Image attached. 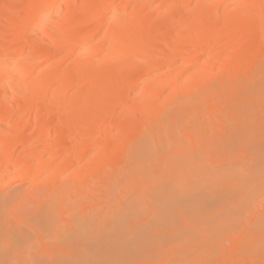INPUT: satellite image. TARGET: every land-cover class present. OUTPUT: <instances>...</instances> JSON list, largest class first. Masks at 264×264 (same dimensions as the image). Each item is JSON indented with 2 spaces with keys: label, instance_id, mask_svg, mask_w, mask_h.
I'll list each match as a JSON object with an SVG mask.
<instances>
[{
  "label": "bare ground",
  "instance_id": "1",
  "mask_svg": "<svg viewBox=\"0 0 264 264\" xmlns=\"http://www.w3.org/2000/svg\"><path fill=\"white\" fill-rule=\"evenodd\" d=\"M9 1L0 16V264H43L40 252L58 247L64 230L84 252L75 243L55 264H145L142 250L177 231L208 245L235 232L254 208L248 185L264 183V0ZM18 9L27 12L12 18ZM139 68L147 80L133 75ZM69 123L67 137L58 126ZM30 124L32 142L22 137ZM15 181L26 189L11 190ZM180 219L194 221L191 233Z\"/></svg>",
  "mask_w": 264,
  "mask_h": 264
},
{
  "label": "rangeland",
  "instance_id": "2",
  "mask_svg": "<svg viewBox=\"0 0 264 264\" xmlns=\"http://www.w3.org/2000/svg\"><path fill=\"white\" fill-rule=\"evenodd\" d=\"M20 1V0H19ZM21 1H24V2H21ZM20 1V3L21 4H26L25 3V1L26 0H21ZM9 0H0V16L2 17V18H4V17H6L8 14H7V9H8V6H9ZM26 10L25 9H18L17 11H16V13L14 14V16H12V18L14 17L15 19L16 18H20L21 16H23V15H25L26 14ZM221 13V12H220ZM221 15V14H220ZM4 25H2V24H0V30H6L7 29V27H4ZM3 28V29H2ZM10 29V28H9ZM9 31V30H8ZM32 35V33L30 32L29 34H28V36H31ZM38 36V35H37ZM40 36V35H39ZM37 37V41H39V39H41V37ZM169 39V36L168 37H166V39ZM6 43H8V39H6L5 40V46L7 45ZM49 45H50V47H53V46H51V44H50V42H47ZM45 44V45H48V44ZM48 45V46H49ZM47 47V46H46ZM50 47H49V50H52V52L53 51H55L56 49H55V47H53V48H51L50 49ZM48 48V47H47ZM28 50L29 49H27V52H28ZM75 58V56L73 55V53L70 55V61H72L73 62V59ZM47 59V58H46ZM46 59H41L40 61H41V63H42V61L44 60V62L42 63V64H44V65H42L41 63H39V67L40 66H42L43 68L44 67H46V66H48L49 64H50V62H51V60L50 59H47V61H46ZM49 60V61H48ZM69 61V62H70ZM134 61V60H133ZM47 64H46V63ZM135 62H137L136 60H135ZM134 62V63H135ZM133 63V62H132ZM40 70H42V68L40 67ZM135 74H133L135 77H136V79H141V78H143L142 76H143V70L141 69V68H139V69H137L136 70V72H134ZM145 80H147V79H144L143 78V81H145ZM125 86V84L123 85V87ZM128 96L130 97H128L129 98V100H133L135 97H136V95H133L132 93H129L128 94ZM24 98V97H23ZM133 98V99H132ZM21 99V98H20ZM136 99V98H135ZM134 99V100H135ZM89 105V104H88ZM34 117H35V114L33 113L32 115H31V119L33 120L34 119ZM18 121V124L21 122V117H19V118H16L15 119V121H14V123L15 122H17ZM17 124V123H16ZM73 126V127H72ZM75 124H73V123H69V124H65V125H63V124H60L58 127H60V129H62L61 131H63V132H65V134L67 135V137L72 133L71 132V129H73V128H75ZM107 125H104L103 126V130L105 129V127H106ZM129 129V128H128ZM128 129H127V131H128ZM131 130H129L130 132H127V134H131V133H133L134 131V128L133 127H131L130 128ZM33 132H34V125L33 124H30V126L28 127V130H26V132H24L23 134H22V137H24V138H26V141H28L29 140V142H32L31 141V138L30 137H32V135H33ZM54 132V131H53ZM127 134L124 136V139H127ZM54 136H55V132H54V134L52 135V139L54 138ZM126 137V138H125ZM69 143L68 144H71L70 146L71 147H74V146H77L78 145V142L76 143V140L75 141H68ZM72 142H74V143H72ZM21 146V147H20ZM24 148H26V146H22V145H18V146H16L15 147V149H17L18 150V152L19 151H22V150H24ZM21 149V150H20ZM17 150H16V153L18 154V152H17ZM261 182H263V181H261ZM256 183H259V182H255V184H253L252 183V186L251 185H248V186H250L251 188H252V199H253V201L252 200H249V201H252L253 203H254V206H253V204H251L249 201H248V203H250V208L247 206L246 207V209H252L253 207V209L251 210V212L249 213H247L245 216H243V214H242V212L243 211H247V210H244L245 209V206L246 205H242L241 207H240V209H238V213H239V211L241 212L240 214L243 216V219L241 220V219H239L238 218V216H237V218L234 220V223H236L235 225H233L232 224V227L233 226H235V227H237L236 228V230H235V232H234V230H233V234L232 233H229L231 236H229V234H228V232H227V234H225V238H223L224 240H219L220 242L219 243H221V244H213V245H208L207 244V242L206 243H204V242H202L201 243V241H205V240H201L200 238H194V237H192V234H187V232H181V230H180V228L182 227V228H184V227H186V224L189 226V223H192V222H194V221H192V222H188V223H186V222H184L185 220H179L180 222H177V225L179 226V232L177 231V232H175L176 234H174L173 236H169V235H167L165 238H163L164 240H165V242H164V245H163V243H161L159 246L157 245V246H155L154 245V248H152V249H148V248H146L145 250L143 249L142 250V252H141V256H142V259H141V257H140V259L137 261L138 263H144L145 262V264H172V260L174 259V258H176L177 256H180V255H182V256H186V257H188V258H185V256H184V258L182 257V259H181V257H180V259H181V261L179 262V264H226L227 262L226 261H231V260H233V261H235L236 263H238V264H240L241 262V264H243V263H245L246 261V263L247 264H264V214L262 213L261 214V212L260 211H258L261 207L263 208L264 206H263V204H264V198L262 199V201H260L259 202V204H258V206H257V203H255L254 202V198L256 197V196H258L257 194H259L260 192L261 193H264L262 190L264 189V186H262L260 183H259V185L261 186V187H263L262 188V190L261 191H259V193L257 192H255V191H258V189H259V187H257V185H256ZM256 185V186H255ZM10 188H11V190L14 188H16L15 190H17L18 188L20 189V187L21 188H24V189H26L25 187L26 186H23V184H21V182H19V181H15V182H13L12 184H11V186H9ZM13 187V188H12ZM255 187V188H254ZM146 188V187H145ZM248 188V187H247ZM257 188V190H253V189H256ZM1 190H3V189H1ZM23 190V189H22ZM249 190V189H248ZM247 190V191H248ZM260 190V189H259ZM250 191V190H249ZM253 192H255V196L253 195ZM260 193V194H261ZM262 195V194H261ZM254 197V198H253ZM260 197V196H259ZM256 200V199H255ZM261 203V204H260ZM141 204V203H140ZM139 205V204H138ZM260 205H262L261 207H260ZM238 206H239V203H238ZM253 206V207H252ZM257 206V207H256ZM243 207H244V209H243ZM256 208H257V210H256ZM254 209H255V212H254ZM256 211H258L259 213H257L258 214V216L257 217H259L258 219H260V220H257V218L255 217L254 218V216L252 217V215L254 214V213H256ZM250 214V215H249ZM261 214V215H260ZM239 215V214H238ZM261 216V217H260ZM239 217H241L240 215H239ZM248 217H250V218H248ZM252 217V218H251ZM254 218V219H253ZM62 219V218H61ZM61 219H58V220H61ZM139 219V218H138ZM179 219V218H178ZM251 219V220H250ZM137 220V219H136ZM256 220H257V222H256ZM63 221V220H62ZM113 221V220H112ZM139 221V220H138ZM143 221V220H142ZM188 221V220H187ZM243 221V222H242ZM139 222H141V220L139 221ZM198 222V221H197ZM263 222V223H262ZM65 223V222H64ZM64 223L62 222H59V224H61V226H63L64 225ZM186 223V224H185ZM254 223V224H253ZM260 223V224H259ZM180 224H181V226H180ZM193 224V223H192ZM238 224V225H237ZM67 225V224H66ZM66 225H64V228H66L67 226ZM107 225V224H106ZM255 228H254V227ZM258 226V227H257ZM97 228L95 229V231H93V232H97L98 234H101L102 236H103V231H101V230H99L98 231V227H99V225H97L96 226ZM231 227V226H230ZM171 228H173V227H171ZM170 228V229H171ZM181 228V229H182ZM165 229V228H164ZM174 229V228H173ZM176 229H178V228H176ZM175 229V230H176ZM190 230V233H191V228H190V226H189V228H187V230ZM232 229H234V228H232ZM232 229H230V230H232ZM167 230V229H166ZM169 230V229H168ZM168 230H167V232H161L162 234H167V233H173V232H168ZM172 230V229H171ZM171 230H169V231H171ZM174 230V231H175ZM83 231H85V232H82L83 234L82 235H86V230H83ZM91 232V231H90ZM63 233H64V235L68 238L69 236L66 234V231L64 230L63 231ZM63 233H62V235H63ZM79 233H81V232H79ZM87 233L89 234V236L88 237H95V234H93L92 232V234H90L89 233V231L87 230ZM182 233V234H181ZM255 233V234H254ZM162 234H160V235H158L159 237L162 235ZM62 235H61V237H62ZM82 235H80V236H82ZM56 236V235H55ZM54 236V237H55ZM79 236V235H78ZM164 235H162L161 237H163ZM183 236V237H182ZM57 238H55V239H53V240H55V241H58L59 242V244H58V247H56V248H52V251H49V250H51V245H50V249L49 250H47L49 253H46L47 251L45 250V251H42V252H40L41 253V255L43 256V257H41L42 259L44 258V260H42L41 259V261H44L43 262V264H46V262H47V264H50V263H52V261L53 260H55V259H61V258H59V257H63V259L65 258V259H68L72 254L70 253V252H73V254H75L74 252V247H75V243H77L79 240H82V238H80L79 240H75L76 242H72V241H67L66 240V238H63L62 237V241L64 242V240H65V242H66V244L67 245H72V246H64L62 243V241L60 240V236H56ZM221 237V236H220ZM222 237H223V234H222ZM221 237V238H222ZM84 238V237H83ZM185 238V239H184ZM220 238V239H221ZM57 239V240H56ZM64 239V240H63ZM89 239V238H88ZM91 239V238H90ZM89 239V240H90ZM84 240V239H83ZM87 240V239H86ZM166 240H168V242H166ZM181 240H183V241H181ZM91 241H93L92 239H91ZM185 241V242H184ZM62 242V243H61ZM64 242V243H65ZM73 244H72V243ZM162 242V241H161ZM189 242V243H188ZM190 242H191V244H190ZM194 242V243H193ZM71 243V244H70ZM88 243V242H87ZM86 243V244H87ZM90 243V242H89ZM94 243H95V241H94ZM166 243V244H165ZM193 243V244H192ZM78 244V243H77ZM80 244V243H79ZM77 245L76 246V250H77V248H79L80 247V249L82 250L83 248L80 246V245ZM82 244V243H81ZM93 244V242L91 243V245ZM41 244L40 243H38L37 244V247H35V249H36V251H41L43 248H42V246H40ZM94 245V244H93ZM162 245V246H161ZM172 245V246H171ZM201 245V246H200ZM48 246V245H47ZM53 246H57V245H52V247ZM74 246V247H73ZM89 246V245H88ZM95 246V245H94ZM179 246V247H178ZM67 247H69L70 248V250L67 248ZM85 247H87V246H85V243H84V248ZM93 247V246H92ZM166 249H165V248ZM186 247V248H185ZM40 249V250H38V249ZM45 248H47V247H45ZM72 248L74 249L73 251H72ZM156 248H157V250L158 251H156ZM162 248V249H161ZM174 248V249H173ZM178 248H179V250H178ZM54 249V250H53ZM88 248H86L85 250H87ZM173 249V250H172ZM209 249V250H208ZM44 250V249H43ZM154 250V251H153ZM216 250V251H215ZM34 251V250H33ZM33 251H32V253H33ZM79 251V250H78ZM151 251H153V252H151ZM156 251V252H155ZM177 251V252H176ZM186 251H187V253H186ZM192 251V252H191ZM69 252V253H68ZM84 252V250H82V252H79V254H81V253H83ZM86 252V251H85ZM165 252V253H164ZM189 252V253H188ZM31 253V254H32ZM36 253V252H35ZM34 253V254H35ZM43 253V254H42ZM150 253V254H149ZM177 253V254H176ZM179 253V254H178ZM213 253V254H212ZM219 253V254H218ZM33 254V255H34ZM38 254V253H37ZM146 254V255H145ZM156 254V255H155ZM163 254V255H162ZM176 254V255H175ZM32 255V256H33ZM40 255V256H41ZM77 255V254H76ZM54 256V257H53ZM67 256V257H66ZM75 256V255H74ZM147 256V257H146ZM152 256V257H151ZM174 256V257H173ZM205 256V257H204ZM38 257V256H37ZM216 257V259H214ZM31 258H33V257H31ZM40 258V257H39ZM38 258V259H39ZM47 258V259H46ZM55 258V259H54ZM73 258V257H72ZM201 258V259H200ZM34 259V258H33ZM156 259V260H155ZM159 259V260H158ZM169 259V260H168ZM191 259V260H190ZM231 259V260H230ZM40 260V259H39ZM47 260H49V261H47ZM141 260L143 261V262H141ZM174 260H176V259H174ZM177 260H179L178 258H177ZM176 260V261H177ZM197 260V261H196ZM202 260V261H201ZM246 260V261H245ZM160 263H159V262ZM172 261V262H171ZM50 262V263H49ZM55 262H56V260L53 262L54 264H55ZM171 262V263H170ZM182 262V263H181ZM176 263V262H175ZM178 263V262H177Z\"/></svg>",
  "mask_w": 264,
  "mask_h": 264
}]
</instances>
